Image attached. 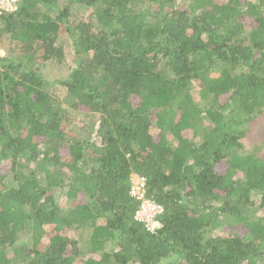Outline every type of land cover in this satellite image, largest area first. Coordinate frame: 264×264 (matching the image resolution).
<instances>
[{"label":"trees","instance_id":"obj_1","mask_svg":"<svg viewBox=\"0 0 264 264\" xmlns=\"http://www.w3.org/2000/svg\"><path fill=\"white\" fill-rule=\"evenodd\" d=\"M64 34L57 95L37 65L62 62ZM1 49L0 264H264V156L244 148L264 120V0H20ZM132 173L163 206L153 232Z\"/></svg>","mask_w":264,"mask_h":264},{"label":"rangeland","instance_id":"obj_2","mask_svg":"<svg viewBox=\"0 0 264 264\" xmlns=\"http://www.w3.org/2000/svg\"><path fill=\"white\" fill-rule=\"evenodd\" d=\"M62 6V4L60 5ZM90 8H84L77 5H72L71 11L73 13H83L91 15ZM62 44V54H63V60L62 62H56L55 60H46L44 62H41L38 64L39 71L43 75V77L48 81V87L47 89L57 95H62L61 89L57 85L51 84V82L64 79L67 77L71 67L74 65L73 61V49L72 44L70 41L69 36L66 34L61 35L60 38L57 40V45L59 46ZM0 54L3 55V49L0 50ZM195 97H197V92L195 88L192 90ZM63 107H66L68 109V106L66 103H62ZM68 113L72 120L73 129L77 130L82 126L86 125L89 127L92 120L86 116L83 112H72L68 110ZM263 131H264V120H259L253 123L248 132L246 133V136L244 138V148L246 151H254L259 156H264V141H263ZM223 165L219 166V169H221ZM62 198V197H61ZM60 198V204L65 206L66 202H64L63 198ZM244 226L242 224L234 223L227 226H222L216 230H213V235H227V234H234L238 230H243ZM72 234V232H71ZM74 236V235H72ZM111 247L109 243H106L105 249L108 250ZM133 264V263H131Z\"/></svg>","mask_w":264,"mask_h":264},{"label":"built area","instance_id":"obj_3","mask_svg":"<svg viewBox=\"0 0 264 264\" xmlns=\"http://www.w3.org/2000/svg\"><path fill=\"white\" fill-rule=\"evenodd\" d=\"M19 1L0 0V23L4 15L16 9ZM129 195L138 200L134 218L141 222L148 231L153 232L159 226L156 216L162 212L163 206L146 196V181L143 176L131 174Z\"/></svg>","mask_w":264,"mask_h":264}]
</instances>
